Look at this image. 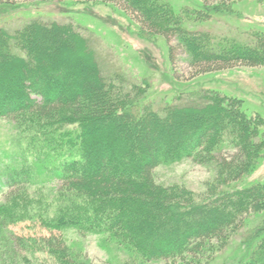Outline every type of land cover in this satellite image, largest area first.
I'll list each match as a JSON object with an SVG mask.
<instances>
[{
  "label": "trees",
  "instance_id": "obj_1",
  "mask_svg": "<svg viewBox=\"0 0 264 264\" xmlns=\"http://www.w3.org/2000/svg\"><path fill=\"white\" fill-rule=\"evenodd\" d=\"M75 1L114 4L134 16L141 33L176 41L191 78L264 67L263 31L247 32L252 40L244 42L196 28L234 13L226 0ZM18 2L0 0V13ZM176 47L169 45V57ZM75 56L88 62L80 68ZM76 72L80 79L69 88ZM144 86L133 96L107 83L70 23L34 19L13 34L0 26V118L15 121L26 138L22 152L33 155L30 167L0 173V264H50L47 256L52 264H89L54 232L66 228L104 235L141 262L208 264L249 216L264 211V179L243 182L264 158V118L214 90L201 106L139 107ZM184 158L215 164L203 190L156 181L157 166ZM25 221L50 234L7 232ZM247 237L250 255L235 264H264V219Z\"/></svg>",
  "mask_w": 264,
  "mask_h": 264
},
{
  "label": "rangeland",
  "instance_id": "obj_2",
  "mask_svg": "<svg viewBox=\"0 0 264 264\" xmlns=\"http://www.w3.org/2000/svg\"><path fill=\"white\" fill-rule=\"evenodd\" d=\"M217 1L221 0L215 2ZM226 1L234 5V13L219 14L206 24L196 25V28L210 30L219 37L235 36L244 42L252 40L246 36L247 32L253 29L264 32V0ZM173 2L178 5L187 3L185 0ZM16 5V8H7L0 13V26L9 33L13 34L34 19L43 23H70L86 39L88 48L93 50L100 73L107 83H115L125 92L134 90L135 96L141 91L139 86L145 85L144 79L148 80L149 85L144 86L145 94L141 98L135 97L139 107L142 106L141 102L149 103L160 111L166 105L201 106L208 102L204 95L214 90L221 95L235 96L243 100L247 112L259 114L264 118L263 66H237L191 78L188 55L181 48L177 49L176 41L166 42L161 36L150 37L141 33L134 16L114 4L110 6L75 0H19ZM169 45L176 47L172 57L168 55ZM76 61L81 68L83 63L88 62V58L77 56ZM79 79L76 72L67 82V86H74ZM14 122L9 118H0V173L12 166L30 167L33 161L31 152H22L26 146L25 134H18ZM25 159L27 161H23ZM214 165L184 158L157 166L154 174L160 184H183L199 192L204 189L206 181L215 174ZM263 179L264 158L243 182ZM57 184L58 182H53L49 186ZM36 187L37 184L31 188ZM3 191L6 189L0 190V198ZM261 219H264V211L249 216L245 225L231 237L228 245L217 252L208 264H235L244 258L247 259L250 255L247 236ZM7 232L34 239L50 234V231L36 221L9 225ZM54 232L61 234L80 259L89 264H168L165 260L141 262L134 259L126 250L101 234L82 232L76 228ZM41 254L42 252L37 253ZM47 257L45 259L52 264L49 261L52 258Z\"/></svg>",
  "mask_w": 264,
  "mask_h": 264
}]
</instances>
